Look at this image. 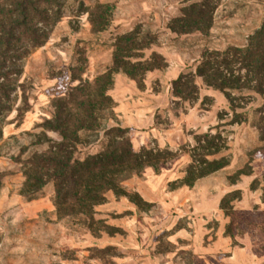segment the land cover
Masks as SVG:
<instances>
[{
	"label": "rangeland",
	"instance_id": "374dc122",
	"mask_svg": "<svg viewBox=\"0 0 264 264\" xmlns=\"http://www.w3.org/2000/svg\"><path fill=\"white\" fill-rule=\"evenodd\" d=\"M201 1H38L44 42L15 44L1 71L0 264H206L196 251L221 222L264 259L260 99L231 105L196 78L194 100L173 84L206 50L246 45L264 0H210L209 28L174 31ZM211 177L219 220L192 207ZM85 193L103 199L83 208Z\"/></svg>",
	"mask_w": 264,
	"mask_h": 264
},
{
	"label": "trees",
	"instance_id": "16d2710c",
	"mask_svg": "<svg viewBox=\"0 0 264 264\" xmlns=\"http://www.w3.org/2000/svg\"><path fill=\"white\" fill-rule=\"evenodd\" d=\"M38 1L0 0V78L3 76L1 71L14 64L15 58L10 52L15 44L26 42L32 47H38L46 38L43 34L39 35V28L32 24V20L38 15L39 22L44 24L51 19L48 12L37 10ZM214 11L215 6L210 7V0L194 2L175 19L172 29L178 32H190V26L194 30L207 29L212 24ZM196 78H201L207 87L223 92L231 105L235 102L260 99L261 103L255 109L258 114L255 124L264 133V23L242 47L206 50L195 71L181 73L173 81L175 93L195 100L193 96L196 97L198 93ZM236 117L241 118L242 114H236ZM130 162L139 166L142 163L141 156L132 153ZM118 163L115 165H120L122 161ZM100 167H105V164H100ZM76 196L75 199L83 204V208H86L88 202L103 199V196H90L88 193ZM57 199L62 201L64 197L58 195ZM57 206H60L59 202Z\"/></svg>",
	"mask_w": 264,
	"mask_h": 264
},
{
	"label": "crops",
	"instance_id": "0c3cea01",
	"mask_svg": "<svg viewBox=\"0 0 264 264\" xmlns=\"http://www.w3.org/2000/svg\"><path fill=\"white\" fill-rule=\"evenodd\" d=\"M216 187L217 181L211 177L197 181L193 191L190 192L192 194V207L196 213L207 216L213 215L219 220L222 219L221 210L219 208L222 195L217 190H214ZM211 190L214 191L212 192ZM180 194H182V191ZM213 232L214 237L210 242L211 244H209L206 239L210 234L212 235ZM213 232L203 235L202 239H204L203 241L207 244L201 243L203 246H199L198 240H200V238L198 236H196L197 240H195L197 245L194 244L195 248L199 246L198 248L200 251L197 250V254H205L215 259L213 260L215 262H210L205 258L206 264H263L264 259L262 256L256 254L245 242L236 244L235 239L227 235L224 223L221 222L218 229ZM237 240L238 239H236V241ZM204 245H206V247ZM218 256L221 260L217 258Z\"/></svg>",
	"mask_w": 264,
	"mask_h": 264
}]
</instances>
